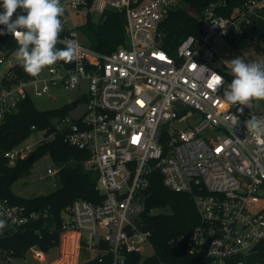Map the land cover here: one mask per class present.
Instances as JSON below:
<instances>
[{"label": "built area", "instance_id": "built-area-1", "mask_svg": "<svg viewBox=\"0 0 264 264\" xmlns=\"http://www.w3.org/2000/svg\"><path fill=\"white\" fill-rule=\"evenodd\" d=\"M179 1L61 0L66 11L60 39L78 41L82 52L76 61L49 66L44 79L24 76L15 59L17 49L0 47V126L33 94L87 83L86 112L78 118L59 117L54 129L89 152L85 165L98 173L97 188L105 195L101 202L77 198L64 212L62 234L77 233V247L88 251L81 264L97 256L102 260L108 252L110 264H124L127 253H140L146 243L153 246L152 232L142 227V213L155 173L165 186L190 193L195 201L200 223L182 236L189 252L206 253L212 264H249L251 254L260 248L264 252V137L245 126L252 116L264 118V112L256 100L251 108L226 102L228 82L220 70L225 64L212 66L215 45L224 40L243 41L264 55V39L246 34L264 23V0H234L231 15L221 12L230 0L210 1L198 15L201 34L188 35L170 53L161 45V23ZM108 9L125 14L127 42L104 53L83 43L78 28ZM217 74L225 83L214 90ZM194 110L201 116L195 118ZM37 146L23 142L4 156L14 163L27 159ZM59 170L49 168L48 174ZM40 215L0 198L4 229H19ZM30 250H36L39 262L44 260L42 249ZM16 260L28 264L27 254L0 253V264H19Z\"/></svg>", "mask_w": 264, "mask_h": 264}, {"label": "trees", "instance_id": "trees-1", "mask_svg": "<svg viewBox=\"0 0 264 264\" xmlns=\"http://www.w3.org/2000/svg\"><path fill=\"white\" fill-rule=\"evenodd\" d=\"M92 1V0H89ZM212 0H181L172 8L161 23L162 47L175 53L179 44L190 34L199 36L202 32L198 15ZM236 1V0H235ZM2 3V0H0ZM234 0L221 11L231 15ZM188 8V10H186ZM18 14H23L18 9ZM0 12H3L0 6ZM126 16L122 11L105 10L101 18L95 22L91 18L86 23L90 28V45L92 48L109 53L125 45L127 42ZM5 26L0 25V29ZM246 34H259L264 39V23ZM0 47L14 51L19 45L10 35L0 36ZM57 47H64L58 44ZM229 65L220 70L228 83L231 82ZM24 76L29 75L22 72ZM71 104L60 108L39 110L32 97L24 99L17 112L9 114L0 126V198H7L13 204L25 206L29 211L41 215L19 229L7 228L0 230V253L12 254L16 257L26 256L32 246L48 251L59 245L62 234L64 212L77 198L101 202L105 195L97 188L98 173L87 168L85 160L89 152L70 144L62 133L54 134L56 120L67 114ZM48 129L45 139L36 148V156L32 162L19 159L11 163L4 152L26 140L35 130ZM52 135L51 138L49 136ZM46 154L60 167L58 172L59 186L48 194L33 197L18 195L14 184L27 173L33 163ZM161 209L154 213L153 210ZM143 228L152 232L151 241L154 254L142 259L139 252L127 253L124 264H212L206 253L189 252L183 235L191 233L200 223V216L194 199L190 193L174 191L163 184L162 176L155 173L147 190L145 209L142 213ZM74 248L77 249V233H73ZM107 249L108 245L103 243ZM113 257L110 252L90 260L88 264H110ZM249 264L264 263V252L261 248L248 258Z\"/></svg>", "mask_w": 264, "mask_h": 264}, {"label": "clouds", "instance_id": "clouds-1", "mask_svg": "<svg viewBox=\"0 0 264 264\" xmlns=\"http://www.w3.org/2000/svg\"><path fill=\"white\" fill-rule=\"evenodd\" d=\"M0 6V36L10 34L18 43L15 59L25 73L38 77L45 68L58 61L70 63L80 58L82 49L74 39H60L63 31L62 17L66 6L61 0H2ZM75 6V5H73ZM18 14L13 19L17 10ZM58 44H64L62 48ZM231 82L224 87V77L215 75L213 89L224 87L223 98L230 105L252 107L253 100H264V62H245L238 57L230 61ZM243 112V107L239 109ZM247 131L256 137H264V118L255 116L245 121ZM264 175V168L261 170ZM6 221L0 219V230Z\"/></svg>", "mask_w": 264, "mask_h": 264}, {"label": "rangeland", "instance_id": "rangeland-1", "mask_svg": "<svg viewBox=\"0 0 264 264\" xmlns=\"http://www.w3.org/2000/svg\"><path fill=\"white\" fill-rule=\"evenodd\" d=\"M181 3V0L179 1ZM101 13L96 12L93 17L95 21H98ZM13 16V19H15ZM79 37L80 40L90 45V28L88 25L84 24L79 26ZM215 51L217 54L216 59L212 62V66L217 65H229L230 61L238 57L242 58L245 62H264V55L257 53L251 45H247L245 42L232 43L229 41H220L215 45ZM40 78L44 79L49 76L48 67L43 70L39 75ZM44 85L43 81L39 84L41 88ZM87 92L88 87L85 80L76 89L66 88V87H50L48 91L42 96L32 95V100L35 106L39 110H48L54 108H60L64 105L71 104L73 100L78 97H82L76 107H72L68 110L67 114L72 118L81 117L87 110ZM256 107L264 112V100H256ZM194 117L198 118L201 113L194 110ZM58 119L56 120V122ZM180 128H185V123L176 124ZM44 130H35L26 140L21 143L34 144L37 146L38 143L44 138ZM19 143V144H21ZM18 145V144H17ZM57 164L53 161L50 154H46L43 157L36 160L29 173L21 177L13 186L14 191L24 197H33L42 194H48L59 186L58 174L50 175L48 174V169H55ZM161 209L153 210L154 213L160 212ZM66 215V214H65ZM66 237L65 234L61 235V240L59 245L50 248L48 251H44V260L39 262L36 258V250H28L27 261L28 264H57L62 262V264H81V262L88 257V251L81 247L74 248V237L72 233H68ZM82 235L86 237L87 232H82ZM76 240V239H75ZM38 247V246H37ZM40 248V247H38ZM41 249V248H40ZM155 252L153 246L146 243L143 245V249L140 252L142 259H146L153 255ZM19 264L20 261L16 260ZM59 261V262H58Z\"/></svg>", "mask_w": 264, "mask_h": 264}, {"label": "water", "instance_id": "water-1", "mask_svg": "<svg viewBox=\"0 0 264 264\" xmlns=\"http://www.w3.org/2000/svg\"><path fill=\"white\" fill-rule=\"evenodd\" d=\"M227 1H228V0H227ZM186 10H188V8H186ZM79 101H80V98H76L75 100H73V101L71 102V106H72V107H76V105L78 104ZM35 156H36V152L34 151V152H32V153L27 157V161H28V162H32L33 159L35 158ZM255 250H257V246L253 247L251 251H255ZM230 261H231V263H232V260H230ZM83 264H88V262H84Z\"/></svg>", "mask_w": 264, "mask_h": 264}]
</instances>
